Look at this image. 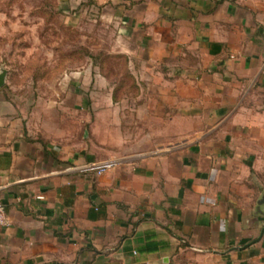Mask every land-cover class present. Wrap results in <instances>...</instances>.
I'll list each match as a JSON object with an SVG mask.
<instances>
[{"label":"crops","instance_id":"crops-1","mask_svg":"<svg viewBox=\"0 0 264 264\" xmlns=\"http://www.w3.org/2000/svg\"><path fill=\"white\" fill-rule=\"evenodd\" d=\"M114 4L136 93L0 111V264H264V0Z\"/></svg>","mask_w":264,"mask_h":264},{"label":"rangeland","instance_id":"rangeland-1","mask_svg":"<svg viewBox=\"0 0 264 264\" xmlns=\"http://www.w3.org/2000/svg\"><path fill=\"white\" fill-rule=\"evenodd\" d=\"M114 3L0 0V72H8L0 111L14 115L20 109L30 117L42 96L54 94L56 80L80 78L85 70L88 78L99 75L94 69L109 77L120 94L136 93L125 56L111 54L123 43L116 37L119 21L111 18Z\"/></svg>","mask_w":264,"mask_h":264},{"label":"built area","instance_id":"built-area-1","mask_svg":"<svg viewBox=\"0 0 264 264\" xmlns=\"http://www.w3.org/2000/svg\"><path fill=\"white\" fill-rule=\"evenodd\" d=\"M116 166V161L108 160L97 168V174L102 175L110 170H112ZM10 225V221L7 215L6 206L0 202V227L6 228Z\"/></svg>","mask_w":264,"mask_h":264},{"label":"water","instance_id":"water-1","mask_svg":"<svg viewBox=\"0 0 264 264\" xmlns=\"http://www.w3.org/2000/svg\"><path fill=\"white\" fill-rule=\"evenodd\" d=\"M7 75L8 72L6 70H2L0 72V89H2L6 85ZM261 204H264V200H262ZM263 236H264V228L262 229L260 236L253 243L259 241Z\"/></svg>","mask_w":264,"mask_h":264},{"label":"trees","instance_id":"trees-1","mask_svg":"<svg viewBox=\"0 0 264 264\" xmlns=\"http://www.w3.org/2000/svg\"><path fill=\"white\" fill-rule=\"evenodd\" d=\"M125 58V57H124ZM126 59V58H125ZM127 61V60H126ZM126 66H127V64H126ZM103 67V66H102ZM128 71V70H127ZM128 78H130V79H132V76L128 73ZM109 78V77H108ZM133 81V80H132ZM119 89H120V86L118 85V92H119Z\"/></svg>","mask_w":264,"mask_h":264}]
</instances>
